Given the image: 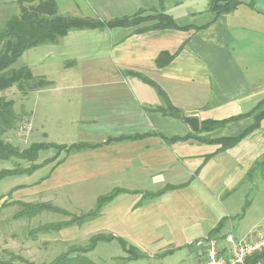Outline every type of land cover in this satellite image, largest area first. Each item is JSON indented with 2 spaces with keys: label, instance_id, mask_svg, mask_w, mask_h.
Masks as SVG:
<instances>
[{
  "label": "crops",
  "instance_id": "crops-1",
  "mask_svg": "<svg viewBox=\"0 0 264 264\" xmlns=\"http://www.w3.org/2000/svg\"><path fill=\"white\" fill-rule=\"evenodd\" d=\"M237 1L215 17L209 0H54L62 15L146 19L70 30L21 56L28 53L26 66L49 82L29 96L30 135L94 146L62 153L37 182L19 185L26 201L15 199L78 215L117 189L97 217L63 228L111 234L145 257L186 245L200 249L229 220L226 199L264 158V116L233 146L213 142L240 134L264 110V0ZM158 14L179 28H150ZM167 101L181 116L197 115L199 130L168 114ZM206 120L228 121L201 129ZM78 235L60 240L75 244Z\"/></svg>",
  "mask_w": 264,
  "mask_h": 264
},
{
  "label": "trees",
  "instance_id": "trees-1",
  "mask_svg": "<svg viewBox=\"0 0 264 264\" xmlns=\"http://www.w3.org/2000/svg\"><path fill=\"white\" fill-rule=\"evenodd\" d=\"M34 1H37V5H30L28 7L21 6L20 15L11 16L0 28V92L15 86L27 98L30 92L49 85V82L45 78L34 76L29 67L26 65L19 68H11L24 51L40 44L54 42L70 30L133 25L138 22L136 19L145 18L133 16L116 18L108 22H102L94 18L72 17L69 15L58 14L54 0H17L16 2L22 5L25 2L32 3ZM239 4L240 1L237 0H209V10L215 17H217L234 10ZM148 18L149 17H147V19ZM153 18L156 19V23L149 26L150 28H179L169 15L158 14L154 15ZM164 98L167 100L166 97ZM167 104L169 108V111H167L168 114L176 117L181 116V113L177 109L173 108L168 101ZM21 114L22 113L15 110V103L12 98H6L0 95V161L9 159L29 161L35 160L39 151L48 147L57 149V152L59 153L63 151L64 154H67L72 151L94 146L93 144L87 143H74L66 145L36 142L30 144L27 148L19 149L16 145H13L5 139V134L12 131L16 127L17 123L21 119ZM263 116L264 110L256 115L255 123L246 128L240 134L233 137L219 138L213 142L219 143L221 145V149L233 146L240 139L246 136L253 128L257 127L259 120ZM227 121L228 120H206L201 122L200 128L211 130L222 126ZM191 135L192 134H188L183 137L172 136L166 139L170 141L188 138ZM133 137L138 136H125L116 139L109 138L108 142ZM46 164L47 163H33L25 168L18 167L14 169H3L0 171V180L10 175H29ZM257 164H259L261 169H263L264 158L258 163H255V165ZM117 192L118 190L115 189L107 195L100 196L97 199L94 208L87 212L71 216L69 220L46 223L40 226L38 230L45 232L58 230L69 225L81 224L91 220L100 214L102 206L115 196ZM19 204H21L24 209L20 211L16 217H23L25 215L31 216L32 214L39 213L42 210H50L68 215L66 211L48 203L32 204L19 202ZM227 222L228 218L224 217L209 235L218 234ZM113 239L117 240L121 245L122 250L126 253V259H138L145 257L144 253L140 252L134 246L127 244L125 240L119 237H114L111 234H94L89 238L85 245L71 244L67 251L58 254L49 262H42L40 264H96L87 256V253L92 251L99 241H110ZM0 264L37 263L31 262L20 255L8 253V258L0 257Z\"/></svg>",
  "mask_w": 264,
  "mask_h": 264
},
{
  "label": "rangeland",
  "instance_id": "rangeland-1",
  "mask_svg": "<svg viewBox=\"0 0 264 264\" xmlns=\"http://www.w3.org/2000/svg\"><path fill=\"white\" fill-rule=\"evenodd\" d=\"M30 5H37V1L32 3L25 2L20 5L16 1L0 0V28L11 16L20 15L21 6L28 7ZM143 19L146 18H139L136 21ZM44 44L38 46L43 47ZM34 50L36 48L31 49L28 53L32 54ZM37 50H39L38 47ZM25 52L27 50L23 54ZM21 56L11 68H19L26 65V57ZM31 93L26 98L15 86L0 92L1 96L12 98L15 103V110L22 113L16 127L5 134V139L16 145L19 149L27 148L30 144L36 142L50 143L48 139L40 136L38 132L30 135L32 122L25 108L27 109L30 106L31 99L29 96ZM56 152L57 149L48 147L39 151L35 160L9 159L0 161V171L18 167L25 168L33 163H47L31 175H10L0 180V257L8 258V253H13L37 264L49 262L58 254L67 251L71 244H74V242H63L60 240L67 233L78 232V240L75 244L80 245H85L88 242L89 236L94 234L89 228H77V226H72V229L63 228L64 230H50L47 232L38 230L40 226L46 223L69 220L75 214L68 213L67 215L55 211L42 210L31 216L16 217L24 209L19 204V199H15L21 198L19 196L20 193H17L19 188H21L19 185L37 182L40 176L47 174L56 158L63 153V151L60 153ZM237 186L233 196L228 197L225 201L229 206L231 216L223 229L218 233L219 242L225 246L228 245L225 243L224 235L230 230V226L236 239H240L250 232L251 235H256L259 232L264 233V168L261 169L259 166L254 175L252 174V170H250L249 174L245 176V180ZM21 199L27 200V198ZM60 206L67 208L65 203H60ZM69 210L72 211V209ZM200 249L193 244L192 246L186 245L168 253L152 257L126 259V254L120 244L116 240H110L99 241L96 247L87 253V256L96 264H194L199 259Z\"/></svg>",
  "mask_w": 264,
  "mask_h": 264
},
{
  "label": "built area",
  "instance_id": "built-area-1",
  "mask_svg": "<svg viewBox=\"0 0 264 264\" xmlns=\"http://www.w3.org/2000/svg\"><path fill=\"white\" fill-rule=\"evenodd\" d=\"M229 229L224 235L228 246L219 242L218 234L207 235L194 264H264V233L236 239Z\"/></svg>",
  "mask_w": 264,
  "mask_h": 264
},
{
  "label": "water",
  "instance_id": "water-1",
  "mask_svg": "<svg viewBox=\"0 0 264 264\" xmlns=\"http://www.w3.org/2000/svg\"><path fill=\"white\" fill-rule=\"evenodd\" d=\"M181 117L188 125L190 131L197 132L199 130V118L197 115H182Z\"/></svg>",
  "mask_w": 264,
  "mask_h": 264
}]
</instances>
